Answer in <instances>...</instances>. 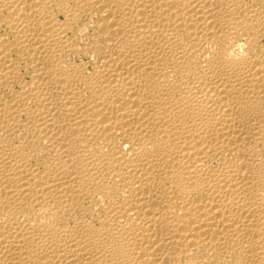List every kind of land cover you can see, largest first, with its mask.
Returning <instances> with one entry per match:
<instances>
[{
	"label": "bare ground",
	"instance_id": "bare-ground-1",
	"mask_svg": "<svg viewBox=\"0 0 264 264\" xmlns=\"http://www.w3.org/2000/svg\"><path fill=\"white\" fill-rule=\"evenodd\" d=\"M0 264H264V0H0Z\"/></svg>",
	"mask_w": 264,
	"mask_h": 264
}]
</instances>
